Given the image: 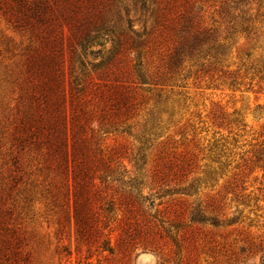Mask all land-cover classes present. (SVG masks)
I'll return each instance as SVG.
<instances>
[{
	"label": "rangeland",
	"instance_id": "1",
	"mask_svg": "<svg viewBox=\"0 0 264 264\" xmlns=\"http://www.w3.org/2000/svg\"><path fill=\"white\" fill-rule=\"evenodd\" d=\"M82 1L75 19L61 18L35 34L13 26L0 12V188L8 190L17 178L7 206L29 264H264V158L258 160L264 152V0ZM148 5L154 14L146 11ZM192 18L191 32L214 27L231 38L221 63H176L187 36L184 25ZM104 26L125 33L111 64L102 57L115 38L97 32ZM131 30L144 33L149 84L136 76ZM33 55L36 81L52 86L54 75H61L68 100L76 94L72 68L88 71L78 94L90 99L92 126L98 129L100 122L104 128L91 143H102L110 168L122 163L129 177L137 146L133 136L157 95L165 101L163 137L147 153L143 178L128 184L114 173L99 184L97 205L111 201L118 219L105 227L100 213L102 223L94 224L101 233L94 243L77 234L72 209L64 219L57 207L58 177L44 168L42 153L11 143ZM89 126L85 123L90 137ZM74 132L79 143V129ZM208 167L217 171L215 181L203 180L197 194L174 193L204 178ZM109 170L100 167L99 174ZM107 238L111 251L103 250Z\"/></svg>",
	"mask_w": 264,
	"mask_h": 264
},
{
	"label": "trees",
	"instance_id": "2",
	"mask_svg": "<svg viewBox=\"0 0 264 264\" xmlns=\"http://www.w3.org/2000/svg\"><path fill=\"white\" fill-rule=\"evenodd\" d=\"M143 1L144 5L149 3L148 0ZM82 2V0H2L0 1V12L13 26L29 30L35 34L41 26L54 25L60 22L61 18L75 19L73 15L76 10L80 9ZM144 7L150 14H154V10L149 5ZM192 21L193 18L188 20L187 25H184V32L187 36L184 38L179 54L175 57L178 66H182L184 62H189L190 66H203L211 59H213V63L210 62L209 64L221 63L225 57L227 43L231 38L218 34V28L214 27H200L191 32L190 30L195 28ZM99 31H105L107 32L106 35L115 38L110 40L113 43V49L107 50L102 57L104 64H111L118 56V53L112 50L115 48L117 50L120 47L122 39L120 37H124L125 33L121 28L109 29L107 26L97 30V32ZM245 31H248V27L245 28ZM131 32L134 35L132 52L135 54L136 76L141 84H149L147 83L148 73L143 66L144 57L141 46L144 33L133 30ZM86 35L92 36L91 33ZM35 57L36 55H33L29 59L30 76L27 94H25V105L24 109L18 112L14 121L11 143L20 150L33 148L42 153L44 168L58 177L57 185H55L58 195L57 207L60 208L64 219L69 214L67 212L72 209V220L77 234L89 243H94L96 235L101 233L94 224L95 222L99 223V221L102 223V220H99L100 213H105V227H109L110 223L118 219V213L110 207L111 201L105 203L107 207L104 208L97 205L99 184L105 183L114 173H116V177H127L128 184L143 178L144 166L147 164V153L154 143L163 137L165 121L162 118V108L165 101L162 99V94L157 95L158 99L143 117L141 130L133 136L137 146L131 159L134 176L129 177L127 176L129 171L122 163H117L114 170L110 168L106 162L108 150L102 143L98 141L94 144L91 143L93 134L96 131H104V128L100 126V122H98V129L92 126L93 122H89L93 116L89 106L90 99L86 97V94H78L83 91L86 85L85 79L89 76L88 71L72 68L71 85L76 94H70L68 100L61 85V75H54L55 82L52 86L51 84L41 86L36 81ZM80 63L85 68L83 62L80 61ZM51 82H53V78ZM67 101L71 103L69 110ZM121 103L127 109L129 108L127 100ZM87 122L90 125L88 129L92 134L90 137L85 127ZM75 129H79L81 134L79 143L74 140ZM70 132L71 142H69ZM103 133L107 134L108 131ZM263 155L264 152L262 151L259 154V161L263 160ZM100 167L109 168L110 174L107 171L99 174ZM216 176L217 171L208 167L204 178H195L180 189L182 192L174 193L190 195L188 192L194 191L197 194V189L203 180L213 182L216 180ZM11 180L12 183L8 190L0 188V264H29V257L22 250L23 238L13 225V214L10 207L7 206L9 191L18 182L17 178ZM202 221H210V219ZM211 224L220 225L215 220ZM103 250H112L108 238L104 242Z\"/></svg>",
	"mask_w": 264,
	"mask_h": 264
}]
</instances>
